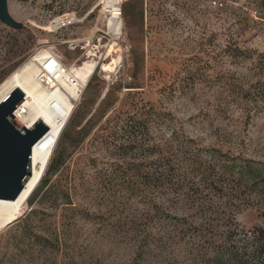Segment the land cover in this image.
<instances>
[{"label":"rangeland","instance_id":"1","mask_svg":"<svg viewBox=\"0 0 264 264\" xmlns=\"http://www.w3.org/2000/svg\"><path fill=\"white\" fill-rule=\"evenodd\" d=\"M219 1L222 7L213 6L212 0H122V6L131 2L129 14L115 34L101 0H7L10 15L23 27L0 22V82L41 49L53 52L64 65L90 55L91 87L85 94L87 84L82 89L68 134L80 132V138L88 118L107 112L77 144L57 140L51 157L64 146V164L51 176L46 198L27 200L21 215L0 230V264H129L137 243L116 225L141 205L125 188L120 169L113 172L112 164L123 159L102 141L99 129L134 90L136 98L174 115L202 145L264 159V110L246 119L232 98L223 99L230 91L217 76L245 72L251 65V60L233 63L221 57L229 37L252 50L253 58L264 53V0ZM252 10H257L255 16ZM66 14L75 16L74 25L46 29ZM236 28L243 30L237 34ZM132 50L143 59L136 81L131 76ZM117 54V65L104 70ZM197 58L203 79L191 80L188 69L197 66ZM132 82L141 87L127 88ZM235 218L243 228L260 222L255 208L244 205ZM174 253L157 249L145 264H165Z\"/></svg>","mask_w":264,"mask_h":264},{"label":"trees","instance_id":"2","mask_svg":"<svg viewBox=\"0 0 264 264\" xmlns=\"http://www.w3.org/2000/svg\"><path fill=\"white\" fill-rule=\"evenodd\" d=\"M129 3H121L122 17L128 16ZM236 22H241L240 14ZM241 30L235 29L237 34ZM131 53V76L136 81L143 59L136 50ZM220 54L233 63L251 60L245 72L223 71L217 75L230 91L223 99L232 98L246 119L264 110V53L253 58L252 50L229 37ZM199 61L197 58V66L188 69L191 80L203 79L198 74ZM92 78L84 94L90 89ZM126 87L141 86L132 82ZM136 94V90L129 93L125 105L112 109L105 127L99 129L102 141L123 159L122 164H112L113 172L120 169L125 188L141 205L116 225L130 232L137 243L129 264H145L157 249L176 252L165 264H264V159L202 145L183 130L174 115L151 101L136 98ZM106 112L95 120L88 118L81 128V137ZM72 118L73 112L58 138L62 137L65 145L81 140L80 132L75 136L67 132ZM64 150L63 146L50 157L42 178L28 197L29 203L46 198L51 176L66 159ZM242 205L255 208L258 224L250 228L238 224L235 211Z\"/></svg>","mask_w":264,"mask_h":264},{"label":"bare ground","instance_id":"3","mask_svg":"<svg viewBox=\"0 0 264 264\" xmlns=\"http://www.w3.org/2000/svg\"><path fill=\"white\" fill-rule=\"evenodd\" d=\"M101 2L105 4V10L108 12L120 0H101ZM51 23L52 25L46 27L49 31L56 27L58 21L56 19ZM108 25L115 34L120 33V20L114 21L110 18ZM112 47H110V50ZM52 53L47 48L38 50L0 82V102L16 87L23 91L25 97L13 109V112L25 128H30L38 119L49 127L44 137L32 147L30 176L23 184L21 191L13 200L0 199V230L14 222L21 215L28 197L42 178L56 142L91 74L93 66L89 55L81 62L76 60L65 65L67 68L65 76L58 79L52 87H45L39 79V75L43 72L42 66L45 59L54 57ZM118 54L115 57L113 56L111 62L105 65L104 70L110 71L117 65L121 58ZM66 76H72L76 83L74 85L69 84L65 79Z\"/></svg>","mask_w":264,"mask_h":264},{"label":"water","instance_id":"4","mask_svg":"<svg viewBox=\"0 0 264 264\" xmlns=\"http://www.w3.org/2000/svg\"><path fill=\"white\" fill-rule=\"evenodd\" d=\"M0 22L21 29L23 23L15 20L7 8V0H0ZM16 87L0 102V199L13 200L30 176L32 147L48 132L46 123L38 119L25 128L14 116L13 109L24 99Z\"/></svg>","mask_w":264,"mask_h":264},{"label":"built area","instance_id":"5","mask_svg":"<svg viewBox=\"0 0 264 264\" xmlns=\"http://www.w3.org/2000/svg\"><path fill=\"white\" fill-rule=\"evenodd\" d=\"M121 1L122 0H120V2L115 3V6L111 7L108 11L110 18L114 21L122 20ZM212 5L222 7L223 3L219 0H212ZM256 13L257 10H252L253 16H255ZM56 19L58 21V23L56 24L57 29L72 25L76 20L75 16L72 14H66ZM56 19H54L53 21H55ZM42 68L43 72L40 73L39 79L45 87H52V85L58 79L63 78L67 73L66 66L54 57L45 59V63ZM65 79L69 84L74 85L76 83V80L72 76H66Z\"/></svg>","mask_w":264,"mask_h":264}]
</instances>
